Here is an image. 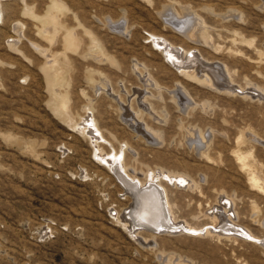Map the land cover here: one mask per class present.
<instances>
[{
	"label": "rangeland",
	"instance_id": "rangeland-1",
	"mask_svg": "<svg viewBox=\"0 0 264 264\" xmlns=\"http://www.w3.org/2000/svg\"><path fill=\"white\" fill-rule=\"evenodd\" d=\"M153 36L198 52L217 83ZM89 105L99 151L142 180L167 172L173 217L203 233H130L135 201L78 127ZM0 264H264V0H0Z\"/></svg>",
	"mask_w": 264,
	"mask_h": 264
},
{
	"label": "bare ground",
	"instance_id": "bare-ground-1",
	"mask_svg": "<svg viewBox=\"0 0 264 264\" xmlns=\"http://www.w3.org/2000/svg\"><path fill=\"white\" fill-rule=\"evenodd\" d=\"M165 15H167V17L164 16V17H166L165 21L168 23H170V21L171 22L173 21L174 23L172 22V24L173 25L176 24L178 29L180 30V32L182 34H184L185 36H187V37L188 36H192V37L195 36V37H197L196 39H198V40L202 39V38H199L200 35H203V34H201V30L198 27L199 23L197 24L198 21L195 20V17L193 19L192 16L190 15V16H186L184 18H176L177 16L175 17L172 14L167 13ZM56 21L57 20L54 19L53 16L52 17L49 16V18H47L45 21V23L47 24L46 26L48 27V29H47V31H48L47 37L48 38H52L54 33L57 32V28H58L57 23L58 22H56ZM74 37H75L74 35L68 33V35L65 38L66 44L70 49H75L76 41H75ZM159 39H160L159 37L153 36V40L156 42L158 48L161 47L164 55L166 56V59H168L174 65V67H176L178 70H180L185 75H189V77H191V76L194 77L196 75V71L202 70L205 75H207L209 73V76L211 78L209 80L210 85L211 84L214 85L217 83L216 81H217L218 75H217V72L215 73V71H214L215 68L213 69V67L212 68L208 67V65L200 58L198 52L196 53V52H192V51L189 52L188 51V53H185L182 50L176 49L175 47H172L171 45L166 44L165 41L160 43ZM47 68H48V75L50 76L51 80H54L55 75L52 72L55 69H57V70L59 69L56 61L49 62L47 65ZM57 78L61 79V74H59V71H58ZM202 80H207V79L203 78ZM185 107H186V105L184 106V108ZM86 108H87L86 111H88V113L86 112V114H88V115H86L85 117H82L80 122H79V126L78 125L77 126L80 128V130L82 129L84 133L88 134L87 136L90 138V140H92V142L94 143L96 150L98 152L99 151L98 143L99 144L104 143L105 144L104 146H106L107 143L108 144H110V143L106 141L107 139L106 140L104 139L105 136L104 137L102 136V133L100 132V130L97 126L96 120L92 116V112H91L92 107L89 105V107H86ZM142 111L144 112V110H142ZM130 123H131V120H130ZM133 124H135V123H133ZM195 143L197 145H199V142L195 141ZM123 147H127V144H123ZM100 151H99V153H97L98 158L123 183V185L126 188L125 191H126L127 196L129 195L135 201L134 205H132V204L130 205L131 211H129L128 214L124 213L123 219L125 221L121 218L125 222V227H127V229L130 231V233L134 237H139L142 229H144L146 231H152L154 233L157 231L167 232L168 230H172V231L176 232V231H178V229H179V231L185 230V231L191 232V233L196 232V231L203 233L202 228H201L202 230L200 228H192V227H190L184 223H180L179 221L175 220V218L173 217L174 213H173V209L171 207V203L169 201V195L167 192L166 184L164 183V181H161V179H159L160 178L159 176H161V177L165 176L167 172L163 171V172H160L161 174L160 173L157 174L155 171V172H153V174L151 176H148L149 174L147 173V178H145V180H142L139 178L138 173L135 174L132 170H129L127 165L124 163V161H125V160H123L124 157L121 160L118 159V156L120 155V153H123L122 154L123 156L125 155L123 151L116 152L117 151L116 150V151H114L112 156L107 155V154H103L104 152L102 153V151L101 152ZM240 161H243L242 163L244 164V167L248 166L246 164V158L245 157L244 158L242 157ZM247 161H248V159H247ZM167 179L171 180V181L174 179L179 180L178 177L176 178V176H175L173 178L171 175H168ZM158 181H160V182H158ZM180 181H181V183H183V182L185 183L186 179L180 178ZM253 181L256 184H258L260 179L255 177L253 179ZM174 182H177V181H174ZM167 185H168V183H167ZM177 188H178V186H177ZM226 200L229 201L230 199H226ZM226 205H228V204H226ZM220 207H217V210H220L221 209ZM212 208H214V207H211V209ZM224 210H225V208H224ZM222 211H223V209H222ZM214 212H216V211H214ZM225 212L228 213L227 210ZM119 217L120 216L118 215V218ZM217 217H218L217 214L213 213V215H211L210 218L215 219ZM228 219H230V218L228 217ZM232 221H233V219H232ZM124 222L121 224H124ZM233 224H235V223L231 222V220L228 221V224L224 225L225 227L222 229V231L231 232L234 230L233 228H236L235 231L237 234H239V233L241 235L244 234V235L248 236L249 238H252V236H251L252 234H250V232L247 229L242 228L241 230H239V229H237L238 225L233 226ZM218 225H213L211 227H207L208 228L207 231L211 232L212 228L214 230L221 229L220 227H218ZM228 225H232L233 228L232 229L227 228L226 226H228ZM235 231H233V232H235ZM257 239L260 240V238H257Z\"/></svg>",
	"mask_w": 264,
	"mask_h": 264
}]
</instances>
